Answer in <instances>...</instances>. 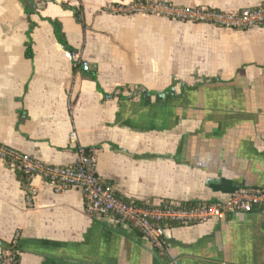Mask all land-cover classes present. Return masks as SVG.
<instances>
[{
    "label": "crops",
    "instance_id": "1",
    "mask_svg": "<svg viewBox=\"0 0 264 264\" xmlns=\"http://www.w3.org/2000/svg\"><path fill=\"white\" fill-rule=\"evenodd\" d=\"M31 1L27 15L20 0H0V143L62 166L78 148L91 151L101 180L139 204L223 203L241 188L264 190V25L112 11L167 1L233 13L264 0ZM18 176L0 161V251L18 236V264H264L259 211L172 225L157 251L88 216L77 190L40 184L28 207Z\"/></svg>",
    "mask_w": 264,
    "mask_h": 264
},
{
    "label": "built area",
    "instance_id": "2",
    "mask_svg": "<svg viewBox=\"0 0 264 264\" xmlns=\"http://www.w3.org/2000/svg\"><path fill=\"white\" fill-rule=\"evenodd\" d=\"M116 14L148 15L173 21L209 24L217 28L248 30L264 25V2L253 8H242L233 13L218 12L205 7H177L167 1H136L112 10ZM84 67L86 63L82 64ZM72 142L75 134L70 136ZM0 161L21 173L26 183L25 198L28 207L39 192V185L49 187L55 194L77 190L84 200L85 213L92 218H107L131 229L146 239L157 251L165 250L164 230L170 225H191L226 213L259 211L264 215V190L241 188L223 203H201L186 208L177 202L167 206L149 202L137 204L124 200L112 184L101 180L96 171L95 156L91 151L78 148L77 157L68 166L44 163L0 143ZM18 236L0 251V264H18Z\"/></svg>",
    "mask_w": 264,
    "mask_h": 264
},
{
    "label": "trees",
    "instance_id": "3",
    "mask_svg": "<svg viewBox=\"0 0 264 264\" xmlns=\"http://www.w3.org/2000/svg\"><path fill=\"white\" fill-rule=\"evenodd\" d=\"M20 1L22 3L23 8H24V12L27 15H31V14H33L35 12V7L36 6H35V4L31 0H20ZM74 15L77 18V20H79L81 22V20L79 19V17H80L79 15L80 14L78 13V11L74 10ZM55 32H56L57 38H58L61 46L65 50H67V51H69V52L72 53L73 50L71 48H69L66 45V43L62 40L61 32H60V30H59V28L57 26H55ZM18 177H19V179H20V181H21L22 184H25L26 183V179H25V177L21 173H19V176ZM137 204H139V203H137ZM168 204H169V202L162 203L163 206H167ZM181 205L183 207H186V208H195V207L200 206L201 203H196V202H183V203H181ZM173 225H175V224H173ZM170 226H172V225H170Z\"/></svg>",
    "mask_w": 264,
    "mask_h": 264
},
{
    "label": "rangeland",
    "instance_id": "4",
    "mask_svg": "<svg viewBox=\"0 0 264 264\" xmlns=\"http://www.w3.org/2000/svg\"><path fill=\"white\" fill-rule=\"evenodd\" d=\"M143 15V14H142ZM146 15V14H145ZM149 16H153V15H151V14H148Z\"/></svg>",
    "mask_w": 264,
    "mask_h": 264
}]
</instances>
